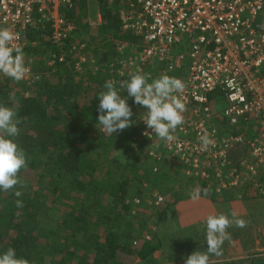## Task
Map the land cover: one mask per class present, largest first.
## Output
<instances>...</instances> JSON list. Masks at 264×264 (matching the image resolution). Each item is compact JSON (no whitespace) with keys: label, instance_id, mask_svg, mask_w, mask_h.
<instances>
[{"label":"built area","instance_id":"built-area-1","mask_svg":"<svg viewBox=\"0 0 264 264\" xmlns=\"http://www.w3.org/2000/svg\"><path fill=\"white\" fill-rule=\"evenodd\" d=\"M77 1L0 0V27L18 35L12 45L23 53L38 47L46 34L44 40L58 50L47 56V65L63 63V47L77 35L65 13ZM102 1L108 8L116 6L120 30L139 38L133 46L119 47L121 53L132 49V54L109 63L106 81L122 93L121 85L131 75L139 71L151 81L157 68L185 84L177 94L186 106L184 123L172 132L175 140H161L163 154L153 151L155 160L166 157L186 177L199 175L217 195L232 192L242 201L264 199V0ZM85 47L78 43L73 48L78 80L86 64L78 56ZM33 82L30 69L24 79L14 81L25 86ZM138 124L139 140L155 141L157 136L142 121ZM205 135L213 143L203 149ZM234 149L244 152L237 165L230 160ZM162 201L156 197V205Z\"/></svg>","mask_w":264,"mask_h":264},{"label":"trees","instance_id":"trees-1","mask_svg":"<svg viewBox=\"0 0 264 264\" xmlns=\"http://www.w3.org/2000/svg\"><path fill=\"white\" fill-rule=\"evenodd\" d=\"M97 3L101 15V24L97 32L106 33L108 38L98 44L95 53L100 51L101 62H104L106 66L109 59H114V63L119 56L125 55L124 52L119 51L121 45L133 46L139 42V38L120 30L118 11L115 5L108 8L102 0H97ZM85 11L84 0H78L72 9L66 10L65 16L69 21L75 23L76 33L82 30L81 18L85 16ZM83 29L86 28L83 27ZM40 38L41 43L38 47L29 48L24 52V55L32 60V63L26 64L34 65L31 70L34 82L26 87L29 95L16 93L10 87L7 79L5 82L0 81V105L12 108L20 120V134L16 137V142L26 156L27 167L24 169L32 173L31 177L36 184L44 179L50 181L49 187L55 196V201L52 202V207H47V210L53 209L57 212L59 210L55 204L60 203L61 199L72 200V206H69L70 211H67L66 216L58 223L48 226L50 231H63L65 234L63 238L68 232H87L88 220L86 217L91 213L96 217L95 225L102 228L100 236L97 234L90 238L91 247L87 246L88 240L82 239L73 241L75 251L66 250L69 244L61 246L55 244L56 248L52 247L51 253L54 252L55 257L60 256L58 264H73V260H79L75 264H124L121 257H132L142 261L149 259L152 264V255L160 249L161 241L158 237H151V239L142 237L139 231L144 229L145 222H140L138 219L140 214L136 215L133 209L141 208L143 204L128 202L130 179H136L134 196H140L141 190L144 188L141 184L142 179L145 175L149 177L148 173H150L145 165H141V160L145 158L141 155L143 148L136 149L137 147H134L131 149L135 138L139 140L140 125L138 124L139 129L132 127L133 130H129L120 139L125 145L123 157L130 154L127 160L129 164L126 165L131 169L125 173L122 172L121 175L119 173L113 175L108 172L105 175L106 179L98 181L95 177L98 166L87 158L84 143L89 125L97 123L96 118L99 114L97 107L99 94L102 93V90L93 92L92 89L89 90L90 83L85 79L75 78L74 65L77 56L76 50L73 48L78 45H75L76 38H69L63 47L65 62L55 61L52 66H47L39 59L51 53H58V50L51 48L50 44L44 40L46 34ZM35 59H37V63ZM152 73L154 74L152 80L162 76L157 68ZM90 80L89 82H91ZM104 81L105 79L102 82L104 83ZM123 95L127 98L126 89L123 91ZM129 103L132 104L131 99H129ZM80 119H87L88 124H84ZM130 131L131 133H129ZM98 144L101 145L102 142ZM134 144L137 145V143ZM154 151L162 153L160 148ZM149 154H151L152 162L159 165L158 171L154 170L157 166L152 165L153 171L158 172L160 177L177 181L178 174L173 171L171 173L169 168L173 163L167 159L156 162L153 154ZM243 154L242 150H232L230 153L231 162L237 165L243 158ZM176 167L181 170V166L177 165ZM21 173L22 171L18 173L20 180ZM181 173H183L182 170ZM184 177L192 179L185 175ZM22 184L26 186L27 182L24 181ZM152 184L154 186L156 182H152ZM203 186L207 188L204 179H202L201 196L207 197ZM14 191H20L18 186L7 192L0 191V252L11 247L15 249L17 258L27 260L28 264H40L44 256H48L41 247L44 243L39 241L43 239V236H46L45 227H42L41 223V217L45 216L46 211L42 205L38 204L33 193L20 192L21 195L17 197L14 195ZM181 191L183 190L181 189ZM181 191L172 190L170 199L167 198V207L172 208L171 214L177 203L190 199L185 195V192ZM207 191L211 199L214 200L217 194L208 189ZM103 195L107 199L106 203ZM134 196L132 195V199ZM17 200L22 203V207H17ZM173 240L171 241L172 253L178 251L183 260L192 253L184 255V248L188 249L187 243L185 244V241L180 239ZM136 241H139V244L134 245ZM84 250L87 252L85 257L77 259V251H82L84 254ZM256 264H264V260H257Z\"/></svg>","mask_w":264,"mask_h":264},{"label":"rangeland","instance_id":"rangeland-1","mask_svg":"<svg viewBox=\"0 0 264 264\" xmlns=\"http://www.w3.org/2000/svg\"><path fill=\"white\" fill-rule=\"evenodd\" d=\"M93 6V2L91 3ZM91 12V11H90ZM84 23L87 25L85 26ZM97 18L96 14L93 15L92 13L85 12V16L81 18V27L82 30L77 33L76 39H75V45L78 43H83L86 45L85 49L83 52L78 56V57H83L86 60V65L81 69L83 71L82 73V79H85L86 82L90 83V89L93 90H102V92L106 91L104 88V84L107 79V72L110 67H108V64H113V60L109 59L107 61L106 66L104 65V62H101V55L99 52L95 53V50L97 49L96 47L99 46L98 44L102 43L105 39H107L106 33L102 32H97ZM86 28V29H83ZM106 35V36H105ZM99 40V42H98ZM180 51L185 52L182 47L179 48ZM125 54H132V49L130 50L128 47L124 49ZM75 57V56H74ZM43 58H45V64L47 65V56L42 57L39 60L42 62ZM78 59V58H77ZM37 63V59H35ZM32 63V60L30 58H27L24 55V63L25 65L32 70V67L34 65H27L26 63ZM44 62V61H43ZM186 63L188 64V59L186 58ZM48 66V65H47ZM32 72V71H31ZM96 77V78H94ZM93 78L94 80H90ZM7 79L8 83L11 85L10 87L13 88V90L16 93L23 94L25 96H28V92L26 90L25 85L22 84H15L12 79H9L8 77H5L3 75H0V81H4ZM105 79L104 83L102 82ZM89 80L91 82H89ZM98 80V82H95ZM150 81V80H149ZM122 98H125L122 93H119ZM131 105V103H129ZM133 107V112L134 116L133 119L137 120V123L132 126L133 128L137 129L138 121L139 119L143 116L144 111L141 110L139 106H134ZM81 122L84 124H88L87 119H80ZM128 128L124 130L123 132L116 134V135H111L109 136L100 126L98 123H94L92 125H89V129L86 133V139L84 143V149L87 158L90 160L94 161L96 165L98 166V171L95 174V177L98 181H102L105 178V175H107L108 172H111L113 175L116 174H122V172L125 173V171L130 170L131 168L126 165L128 163V159L130 157V154L124 155V144L120 140L123 136H125L126 133H128L129 130H133V128ZM139 129V128H138ZM131 133V131L129 132ZM137 134V133H136ZM138 135V134H137ZM104 140V141H103ZM135 138V142L137 145L134 143L132 144L131 149L134 147L136 149L142 147L143 152H141L142 157L145 156L141 160V165H145L146 168L150 171L148 173L149 177L147 175L144 176V178L141 180V184L143 185V189L141 190L140 196H134V191H135V185L137 182L136 179H130L129 183V193H128V202L131 203H138V205H142V207H137L134 208L133 211L136 215L140 214L138 217L141 223L145 222V227L144 229L139 231L141 233L142 237L145 239H151V237H158L160 239V235L163 236L162 241L164 242V245H161L162 247L170 248L172 244L173 237L168 236L165 238L164 234H160L162 229H165L168 232L170 229V225L173 222V218H171V212L172 208L167 207V198L170 199L172 190L173 191H183L185 192V195L190 197V193H192L195 189H199L201 192V186H202V179L200 178L199 175H196L192 179H187L184 177V174L181 173V170L176 167V165H171L169 168L172 171L177 173V181H173L171 178H164L160 177L158 172V167L159 165H155L152 162L151 159V154L154 150H158L159 148L161 149V139L158 137L155 138V141H152L151 143H148L147 141H140ZM102 144H98L101 143ZM143 145V146H140ZM129 150V149H127ZM133 154V152H131ZM160 153V155H162ZM155 159V158H154ZM162 159H166L162 157ZM156 161V160H155ZM157 162V161H156ZM152 165L157 166L153 171L152 170ZM21 169L20 172L22 171L20 177L21 181L24 182L26 181L27 184L26 186L22 184L17 185L18 189L20 190L21 193L24 192V194L31 192L35 195V199L37 200L38 204L44 208L46 211L45 216L41 217V223L42 227H45V235L43 236V239H40V243H44L42 245V250L47 252L48 256H44L43 260L41 261L40 264H58V261L60 260V256H54L51 253V248L54 247L56 248V245L58 246L60 244H69L66 250L69 251H75V245L73 241H81L82 239H86L91 242L90 238H92L94 235L101 234L102 228L100 226H96V217L94 216L93 213L91 215H88L86 219L88 220V229L87 232H68L66 234L63 233V231H55L52 232L50 231V226L51 224L58 223V221L62 220L63 217L66 216V212L70 211L69 206H72V200L69 199H61L60 203L55 204V207L59 211H54L53 209H48L47 207H52L53 203L55 201V196L51 193L49 183L50 181L47 179H44L43 181H40L39 183H35L34 180L32 179L31 175L32 173L29 172V170ZM154 173V174H152ZM140 176V175H139ZM158 181V182H157ZM152 182H156V184H152ZM29 184V186H28ZM140 184V183H139ZM205 189V193L209 196V193L207 191V188L203 186ZM103 194V193H101ZM1 195H4V193H1ZM132 195L134 196L132 199ZM104 197V195H103ZM102 197V198H103ZM156 197H160L163 199V201L159 204L156 205ZM191 199V198H190ZM1 200V197H0ZM107 199L104 197V202L106 203ZM1 205V204H0ZM255 219H259V221L255 224V232L251 230L249 232L248 238H250L251 242H248L247 247L244 248L243 246V255H234V254H229L221 256L220 262H217L219 264H256V261H263L264 260V205L258 206V209L255 210V214L253 216ZM56 226V225H53ZM42 238V237H40ZM178 239H180V236H178ZM177 239V240H178ZM46 241V242H45ZM198 245H200V240H192ZM52 242V243H49ZM173 242H176L173 240ZM48 243V244H47ZM87 246L91 247V243ZM56 244V245H55ZM139 244V241H136L134 245ZM86 245V244H85ZM86 246V247H87ZM202 251L204 252V247L203 245H200L199 247ZM87 252L84 250V254L82 251H77L76 258L80 257H85ZM234 255V256H233ZM122 261L124 264H135L136 260L135 258L132 257H121ZM210 259V258H209ZM79 262V260H77ZM76 260H73V264L77 263ZM145 264H148V262H143ZM216 263V264H217ZM140 264V263H139ZM181 264V263H180ZM184 264V261L183 263ZM209 264H214L213 260H209Z\"/></svg>","mask_w":264,"mask_h":264},{"label":"clouds","instance_id":"clouds-1","mask_svg":"<svg viewBox=\"0 0 264 264\" xmlns=\"http://www.w3.org/2000/svg\"><path fill=\"white\" fill-rule=\"evenodd\" d=\"M18 35L10 28L0 27V75L19 82L25 78L29 68L24 63V53L20 47L12 45ZM150 77L137 71L131 75L121 87L126 89L127 98H122L112 81H106V91L99 94L96 121L109 136L123 132L137 123L133 119L132 105L145 108V115L139 119L159 139L165 143L176 139L172 135L178 126L183 125V113L186 106L177 94L183 93L185 84L180 79L162 75L149 83ZM131 99L132 104H129ZM20 120L16 112L0 105V191L14 190L17 185L22 186L18 173L27 167L25 153L16 142L20 134ZM148 134V132H145ZM144 133V134H145ZM201 147L206 149L213 141L207 136L201 138ZM206 194V193H205ZM19 197L20 191H14ZM192 200H199L201 192L195 189L190 193ZM17 207L22 203L17 200ZM235 225L245 227V221L233 214L232 218L226 215H209L205 223V241L207 250L194 251L184 259V264H209V254H222V245L230 240L228 228ZM0 264H28L25 259L17 258L14 248L0 252Z\"/></svg>","mask_w":264,"mask_h":264},{"label":"crops","instance_id":"crops-1","mask_svg":"<svg viewBox=\"0 0 264 264\" xmlns=\"http://www.w3.org/2000/svg\"><path fill=\"white\" fill-rule=\"evenodd\" d=\"M94 3L93 6L91 3ZM86 3V11L96 14L97 18V26L99 27L101 24V15L98 8V3L96 1H89ZM91 11V12H90ZM85 15V14H84ZM84 23V21H83ZM85 26H87L84 23ZM98 29V28H97ZM92 91H98L93 90ZM138 126V125H137ZM139 128V126L137 127ZM264 205V199H252L248 201H242L236 198L234 193L232 192H223L220 195H217L214 200L211 199L210 196L204 197L201 196L199 200L188 199L182 202L177 203L174 206L173 213L171 214V218H173V222L170 225V230L168 232L165 229H162L160 234H164L165 238L168 236L173 237V239L177 240L178 236H180V240L185 241L187 243L188 249L184 248V255H188L190 252L194 251H202L199 247L203 245L204 250H207V244L205 241V223L206 219L209 215H226L229 218H232L233 214L238 219H242L245 221V227L238 228L235 225L228 228L227 231L230 234V240H225L222 245V254L216 256L214 254H209V258L213 260V263L216 264L220 262L221 256H230L229 254L234 255H243V246L244 248L251 245H247L248 242H251L250 238H248L249 232L253 230L255 232V224L259 221V219H255L253 216L255 214V210L258 209V206ZM163 236L160 235V239L162 241ZM200 240V245L192 240ZM248 240V242H247ZM161 245H164V242H161ZM171 246V245H170ZM185 247V246H184ZM173 248L160 247L151 258L152 264H182L183 258L179 254V252L172 253ZM243 253V254H242ZM233 255V256H234ZM171 256V257H169ZM220 258V259H217ZM169 259H172L169 261ZM179 259V260H174ZM209 259V260H210ZM143 262H148L150 264L149 259L146 261H142L137 259L135 264H145ZM219 264V263H217Z\"/></svg>","mask_w":264,"mask_h":264}]
</instances>
